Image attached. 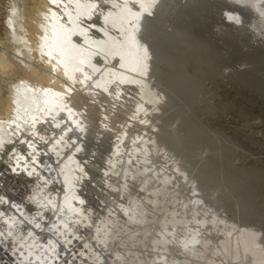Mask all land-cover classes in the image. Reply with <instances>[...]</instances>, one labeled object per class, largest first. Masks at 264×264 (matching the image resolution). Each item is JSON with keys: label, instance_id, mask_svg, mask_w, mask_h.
I'll use <instances>...</instances> for the list:
<instances>
[{"label": "bare ground", "instance_id": "1", "mask_svg": "<svg viewBox=\"0 0 264 264\" xmlns=\"http://www.w3.org/2000/svg\"><path fill=\"white\" fill-rule=\"evenodd\" d=\"M165 1L2 2L0 264H264L263 228L214 206L159 137ZM215 1L264 45V0Z\"/></svg>", "mask_w": 264, "mask_h": 264}, {"label": "rangeland", "instance_id": "2", "mask_svg": "<svg viewBox=\"0 0 264 264\" xmlns=\"http://www.w3.org/2000/svg\"><path fill=\"white\" fill-rule=\"evenodd\" d=\"M16 1L22 9L25 5L24 10L30 4ZM189 2L165 1L170 8L163 12L168 15L160 14L162 25L158 24L155 34L166 35H162L165 39L162 33L156 37L164 39L157 41L162 49L161 64L157 57L152 62L153 71L160 70L158 86L168 92V107L158 117L159 137L197 177L214 206L236 222L263 228L264 233V45L249 35V29L222 21L223 3ZM29 23L24 22L26 28ZM0 30L5 38L2 27ZM1 74L3 93L12 72ZM124 107L128 110L129 102ZM104 153L99 151L100 160ZM14 178V184L20 183L14 193L17 196L28 184L24 185L23 178Z\"/></svg>", "mask_w": 264, "mask_h": 264}, {"label": "built area", "instance_id": "3", "mask_svg": "<svg viewBox=\"0 0 264 264\" xmlns=\"http://www.w3.org/2000/svg\"><path fill=\"white\" fill-rule=\"evenodd\" d=\"M23 177H24V175H21V174H20V175H17L16 178H20V179H21V178H23ZM25 177H27V175H25ZM27 179H28V177H27ZM27 179H24V178H23V180H24V185H27V184H28V186H24V187H23V189H24L25 191H26V189H27V191L29 190V188H30V187H29V184L32 182L31 180H28V181H27ZM26 182H27V183H26ZM21 185H22V184H21ZM1 188H2V186L0 185V190H1ZM21 189H22V186H21ZM23 189H22V190L20 191V193L17 195V196H18V197H17L18 199L21 198V197H23V195H24V194H23V192H24Z\"/></svg>", "mask_w": 264, "mask_h": 264}, {"label": "snow or ice", "instance_id": "4", "mask_svg": "<svg viewBox=\"0 0 264 264\" xmlns=\"http://www.w3.org/2000/svg\"><path fill=\"white\" fill-rule=\"evenodd\" d=\"M231 19V17H229Z\"/></svg>", "mask_w": 264, "mask_h": 264}]
</instances>
